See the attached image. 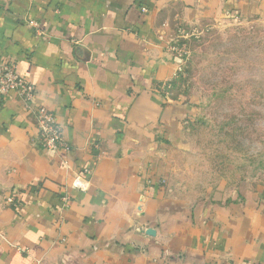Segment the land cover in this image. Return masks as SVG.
Wrapping results in <instances>:
<instances>
[{
	"label": "crops",
	"instance_id": "1",
	"mask_svg": "<svg viewBox=\"0 0 264 264\" xmlns=\"http://www.w3.org/2000/svg\"><path fill=\"white\" fill-rule=\"evenodd\" d=\"M227 22L264 26V0H0V58L35 89L31 111L0 101V264H264L263 195L189 204L164 184L199 118L168 90L172 39ZM39 106L69 151L38 145Z\"/></svg>",
	"mask_w": 264,
	"mask_h": 264
},
{
	"label": "rangeland",
	"instance_id": "2",
	"mask_svg": "<svg viewBox=\"0 0 264 264\" xmlns=\"http://www.w3.org/2000/svg\"><path fill=\"white\" fill-rule=\"evenodd\" d=\"M172 46L181 70L168 90L195 100L199 118L164 184L189 204L264 196V26L179 25Z\"/></svg>",
	"mask_w": 264,
	"mask_h": 264
},
{
	"label": "built area",
	"instance_id": "3",
	"mask_svg": "<svg viewBox=\"0 0 264 264\" xmlns=\"http://www.w3.org/2000/svg\"><path fill=\"white\" fill-rule=\"evenodd\" d=\"M29 24L37 28L36 23L29 22ZM8 93H15L24 104V107L28 111L32 110V101L35 96L33 85L20 73L16 62L0 58V101ZM34 116L37 128V143L40 147L51 151L58 149L70 150L61 126L51 112L45 107L39 106L34 109ZM90 173L89 168L83 169L80 174L74 177L72 188L85 192L89 187ZM7 202H12V199H7Z\"/></svg>",
	"mask_w": 264,
	"mask_h": 264
}]
</instances>
